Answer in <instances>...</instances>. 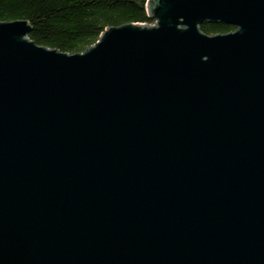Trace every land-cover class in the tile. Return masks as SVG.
<instances>
[{"label": "water", "instance_id": "95a60500", "mask_svg": "<svg viewBox=\"0 0 264 264\" xmlns=\"http://www.w3.org/2000/svg\"><path fill=\"white\" fill-rule=\"evenodd\" d=\"M146 10L77 53L0 21V264H264V0Z\"/></svg>", "mask_w": 264, "mask_h": 264}, {"label": "trees", "instance_id": "16d2710c", "mask_svg": "<svg viewBox=\"0 0 264 264\" xmlns=\"http://www.w3.org/2000/svg\"><path fill=\"white\" fill-rule=\"evenodd\" d=\"M147 0H0V21L27 20L29 38L38 45L67 53L84 51L107 27L124 23L153 24ZM207 35L224 34L235 26L203 21Z\"/></svg>", "mask_w": 264, "mask_h": 264}, {"label": "bare ground", "instance_id": "6f19581e", "mask_svg": "<svg viewBox=\"0 0 264 264\" xmlns=\"http://www.w3.org/2000/svg\"><path fill=\"white\" fill-rule=\"evenodd\" d=\"M129 23H133V22H129ZM110 27H111V26H110ZM104 30H105V29H104ZM104 30H103V31H104Z\"/></svg>", "mask_w": 264, "mask_h": 264}]
</instances>
